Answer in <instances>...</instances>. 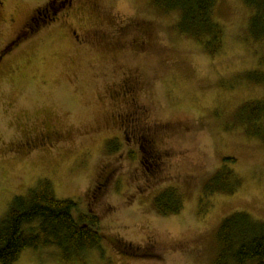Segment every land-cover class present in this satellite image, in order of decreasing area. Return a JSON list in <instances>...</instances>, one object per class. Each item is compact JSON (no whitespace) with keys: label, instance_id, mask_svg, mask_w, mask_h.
<instances>
[{"label":"rangeland","instance_id":"rangeland-1","mask_svg":"<svg viewBox=\"0 0 264 264\" xmlns=\"http://www.w3.org/2000/svg\"><path fill=\"white\" fill-rule=\"evenodd\" d=\"M52 1L0 0V220L49 182L57 199L75 201L76 220H98L101 242L70 264H217L225 217L264 221V143L236 115L264 103V83L245 77L264 73V40L249 33L254 9L216 0L223 42L210 53L153 0H58L51 19L30 24ZM142 138L154 155L146 164ZM221 167L239 185L205 194ZM167 187L183 207L162 216L152 203ZM14 264L64 263L49 245Z\"/></svg>","mask_w":264,"mask_h":264},{"label":"trees","instance_id":"trees-1","mask_svg":"<svg viewBox=\"0 0 264 264\" xmlns=\"http://www.w3.org/2000/svg\"><path fill=\"white\" fill-rule=\"evenodd\" d=\"M64 1L70 4L72 0ZM64 1L58 7H62ZM153 1L164 13H179L176 29L180 33L195 38L210 53H216L222 47V31L213 19L216 0ZM243 2L254 9L249 25L250 35L264 40V0ZM245 77L255 83H264V73L253 72ZM237 112V122L246 127L248 134L264 143V103L247 101ZM139 147L143 164L154 158L152 149L149 150L152 145L144 138L140 139ZM107 148L109 152H115L118 145L110 141ZM224 161L234 159L225 158ZM239 183L232 170L221 167L205 181L203 191L205 194L232 193ZM152 206L162 216L175 215L183 207V196L176 188L167 187L155 196ZM75 207L76 203L71 199H57L49 182H43L27 196L16 197L0 220V264H14L25 249L49 245L60 250L64 264H70L75 255L96 247L102 240L96 230L97 218L85 215L76 220L72 214ZM215 237L219 247L217 264L227 257L234 264H264V221L237 211L221 221Z\"/></svg>","mask_w":264,"mask_h":264},{"label":"flooded vegetation","instance_id":"flooded-vegetation-1","mask_svg":"<svg viewBox=\"0 0 264 264\" xmlns=\"http://www.w3.org/2000/svg\"><path fill=\"white\" fill-rule=\"evenodd\" d=\"M51 3H50V6H47L46 8H43V9H38L36 11V14H33V16L31 17L30 24L39 25L46 19H49V18L51 19L53 14L56 12L58 8V4H59L58 0H53Z\"/></svg>","mask_w":264,"mask_h":264}]
</instances>
